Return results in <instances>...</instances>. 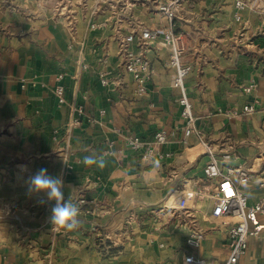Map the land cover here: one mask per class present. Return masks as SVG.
<instances>
[{
  "label": "crops",
  "instance_id": "obj_1",
  "mask_svg": "<svg viewBox=\"0 0 264 264\" xmlns=\"http://www.w3.org/2000/svg\"><path fill=\"white\" fill-rule=\"evenodd\" d=\"M233 9V0H185L177 20L200 133L186 143L163 37L129 46L151 62L143 92L120 49L132 20L163 32L161 12L138 2L0 0V264H184L188 254L226 262L239 218L211 214L219 184L205 166L216 157L233 168L249 206L264 197V13L246 10L242 26ZM257 98L251 114L226 113ZM159 130L168 140L143 159L129 138L149 141ZM93 154L105 168L83 165ZM41 168L62 175L65 200L80 209L76 230L54 229L55 202L28 194L26 180ZM238 170L250 178L239 182ZM182 194L189 208L170 206ZM198 228L205 237L195 248L187 239ZM236 264H264V236L251 237Z\"/></svg>",
  "mask_w": 264,
  "mask_h": 264
},
{
  "label": "built area",
  "instance_id": "obj_2",
  "mask_svg": "<svg viewBox=\"0 0 264 264\" xmlns=\"http://www.w3.org/2000/svg\"><path fill=\"white\" fill-rule=\"evenodd\" d=\"M114 6L122 4L126 7L138 2L144 6L153 7L162 13L167 21L163 32L153 27L147 26L142 22L133 23L132 31L119 36L121 54L125 56V69L133 74L139 84L140 91H145L148 78L151 75V62L145 55V49L149 47V42L158 36L163 37L164 44L169 49L168 64L175 69L172 74V84L180 89L178 98L183 107V116L186 119L183 141L189 142L192 136L199 135L196 127V115L194 113L193 103L189 97L186 80L192 72V65L182 62V56L187 50V44L183 41L182 33L177 30V20L183 10L185 0H109ZM132 1V2H131ZM234 20L242 26L244 24V12L248 9L258 13H264V0H233ZM106 22H93L92 27L105 26ZM121 28L118 27V30ZM138 41L145 49L136 53L129 49L132 42ZM105 83L107 77L104 76ZM256 86L255 82L245 87L247 92H251ZM55 93L60 103L66 102L65 87L58 84L55 87ZM260 100L257 98L252 102L245 104L242 108H232L226 110L229 115H247L255 112ZM168 140L166 130H159L155 133L152 140H144L139 136L129 138L130 145L138 151H143V159H150L156 155V146ZM229 156V155H228ZM205 173L208 180L214 182L218 180V191L215 195V205L211 214L215 217L239 215V220L234 223L230 229L232 236L231 251L224 264H236L241 255L249 247V240L253 236H264V197H261L255 204L249 206L247 196L239 183L234 179V169L224 170L218 158L213 157L205 166ZM239 182L247 181L250 176L245 170H238ZM188 196L182 194L178 197L176 206L182 209H188ZM205 237L203 229H193L190 231L187 242L189 245L199 248ZM184 264H209L205 258L188 254L185 256Z\"/></svg>",
  "mask_w": 264,
  "mask_h": 264
},
{
  "label": "clouds",
  "instance_id": "obj_3",
  "mask_svg": "<svg viewBox=\"0 0 264 264\" xmlns=\"http://www.w3.org/2000/svg\"><path fill=\"white\" fill-rule=\"evenodd\" d=\"M82 163L87 167L95 166L99 169H103L106 166V160L103 155L97 156L93 154L85 156ZM19 167L22 172L28 171L26 165H21ZM26 184L28 185V194L30 196L41 192L46 194L47 200L40 201L41 204L51 201L55 202L51 206V215L49 218L50 224L54 229L73 231L80 227V209L70 196L65 200L62 175L53 177L48 175L47 169L41 168L34 175H30L27 178Z\"/></svg>",
  "mask_w": 264,
  "mask_h": 264
},
{
  "label": "rangeland",
  "instance_id": "obj_4",
  "mask_svg": "<svg viewBox=\"0 0 264 264\" xmlns=\"http://www.w3.org/2000/svg\"><path fill=\"white\" fill-rule=\"evenodd\" d=\"M131 2H132V1H131ZM119 5H121V3H120ZM152 8H153V7H152ZM181 193H182V192H181ZM186 193H187V191H186ZM188 193H189V191H188ZM188 193H187V194H188ZM177 201H178V197H176L175 200L171 202L170 206H176ZM176 207H177V206H176ZM238 218H239V217H238ZM239 219H240V218H239Z\"/></svg>",
  "mask_w": 264,
  "mask_h": 264
},
{
  "label": "trees",
  "instance_id": "obj_5",
  "mask_svg": "<svg viewBox=\"0 0 264 264\" xmlns=\"http://www.w3.org/2000/svg\"><path fill=\"white\" fill-rule=\"evenodd\" d=\"M115 251H116V248H110V250H109V253H111V254H113V253H115Z\"/></svg>",
  "mask_w": 264,
  "mask_h": 264
},
{
  "label": "bare ground",
  "instance_id": "obj_6",
  "mask_svg": "<svg viewBox=\"0 0 264 264\" xmlns=\"http://www.w3.org/2000/svg\"><path fill=\"white\" fill-rule=\"evenodd\" d=\"M234 217H237V218H238V217H239V215H236V216H234Z\"/></svg>",
  "mask_w": 264,
  "mask_h": 264
}]
</instances>
